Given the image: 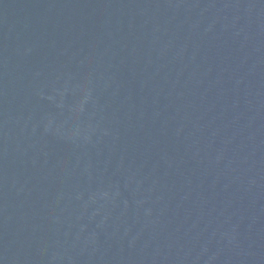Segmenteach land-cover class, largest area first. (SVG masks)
Listing matches in <instances>:
<instances>
[{
	"label": "water",
	"instance_id": "obj_1",
	"mask_svg": "<svg viewBox=\"0 0 264 264\" xmlns=\"http://www.w3.org/2000/svg\"><path fill=\"white\" fill-rule=\"evenodd\" d=\"M0 264H264V0H0Z\"/></svg>",
	"mask_w": 264,
	"mask_h": 264
}]
</instances>
